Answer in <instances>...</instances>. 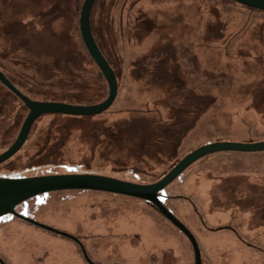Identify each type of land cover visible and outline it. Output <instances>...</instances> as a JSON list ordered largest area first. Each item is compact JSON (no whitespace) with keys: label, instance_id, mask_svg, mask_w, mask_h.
<instances>
[{"label":"rangeland","instance_id":"1","mask_svg":"<svg viewBox=\"0 0 264 264\" xmlns=\"http://www.w3.org/2000/svg\"><path fill=\"white\" fill-rule=\"evenodd\" d=\"M83 2L0 0V69L30 98L80 105L107 98L108 82L80 32ZM91 21L115 66V101L91 118L38 117L0 177L95 173L146 184L203 144L264 140L263 13L231 0H96ZM110 26L119 39L113 48L104 39ZM28 112L0 81V153ZM162 199L194 233L204 264H264V150L205 155ZM16 209L78 236L94 258L194 264L189 239L144 199L60 190ZM0 255L8 264L85 262L73 239L12 214L0 217Z\"/></svg>","mask_w":264,"mask_h":264},{"label":"water","instance_id":"2","mask_svg":"<svg viewBox=\"0 0 264 264\" xmlns=\"http://www.w3.org/2000/svg\"><path fill=\"white\" fill-rule=\"evenodd\" d=\"M95 1L96 0H84L80 12L79 26L86 48L108 82L109 94L107 98L99 103L89 105L71 104L61 101L35 100L23 93L0 69V81L17 95L29 109L16 139L7 149L0 153V164L11 158L23 147L30 135L33 123L38 117L46 113L92 116L104 112L115 101L119 92L117 73L99 47L91 25V12ZM236 1L264 11V0ZM224 150L243 152L263 151L264 140L254 142L215 141L203 144L186 154L162 178L146 184L95 173H62L24 177H0V217L12 214L41 228L65 235L78 242L85 257L90 260L85 246L79 237L30 218L18 212L16 207L36 195L60 190H96L133 196L152 202L168 220L179 228L192 244L195 264H203L201 249L194 233L164 204L159 197V193L197 159ZM0 263L8 264L1 255Z\"/></svg>","mask_w":264,"mask_h":264},{"label":"flooded vegetation","instance_id":"3","mask_svg":"<svg viewBox=\"0 0 264 264\" xmlns=\"http://www.w3.org/2000/svg\"><path fill=\"white\" fill-rule=\"evenodd\" d=\"M35 100H41V101H44L42 99H35ZM45 101H53V100H45ZM11 177V176H9ZM18 177H24V176H18ZM117 178V177H116ZM163 191V190H162ZM162 191H160L159 193V197L161 198V200L163 201L162 199ZM104 192V191H103ZM110 193V192H109ZM141 199V198H140ZM148 203H150L157 211L160 212V210L150 201H147V200H144ZM164 202V201H163ZM165 204V203H164ZM19 212V211H18ZM161 213V212H160ZM162 214V213H161ZM163 215V214H162ZM15 216V215H14ZM164 216V215H163ZM17 217V216H16ZM165 217V216H164ZM166 218V217H165ZM167 219V218H166ZM170 221V220H169ZM171 222V221H170ZM173 224V223H172ZM174 225V224H173ZM175 226V225H174ZM179 229V228H178ZM180 230V229H179ZM181 231V230H180ZM182 232V231H181ZM183 233V232H182ZM184 234V233H183ZM185 235V234H184ZM76 236V235H75ZM186 236V235H185ZM78 237V236H77ZM187 237V236H186ZM188 238V237H187ZM81 241L82 239L79 238ZM75 241V240H74ZM190 241V240H189ZM78 243V242H77ZM83 243V241H82ZM191 243V242H190ZM79 244V243H78ZM84 244V243H83ZM192 245V244H191ZM85 246V245H84ZM193 248V247H192ZM82 249V248H81ZM86 249V247H85ZM87 251V249H86ZM83 252V250H82ZM88 254V252H87ZM84 255V253H83ZM90 260L87 259L84 255V259H85V262L84 264H185L184 263V259L183 258H180V257H173V258H170V257H158V256H155V257H151V256H145V257H140V256H132V257H128L126 258L124 261L122 259H112V258H108V260H104V259H101V258H94L92 256H90L88 254ZM173 259L174 261H171ZM170 260V261H169ZM194 264H195V256H194ZM204 264V263H203Z\"/></svg>","mask_w":264,"mask_h":264},{"label":"trees","instance_id":"4","mask_svg":"<svg viewBox=\"0 0 264 264\" xmlns=\"http://www.w3.org/2000/svg\"><path fill=\"white\" fill-rule=\"evenodd\" d=\"M231 1H234V2H237V3H240V2H238V1H236V0H231ZM240 4H242V5H244V6H247V7H250V6H248V5H245V4H243V3H240ZM252 9H254V10H256V11H258V12H261V13H263L264 14V11H262V10H259V9H257V8H254V7H251ZM91 25H92V29H93V33H94V37H95V39H96V41H97V43H98V45H99V47L101 48V50L103 51V53H104V48H103V45H102V42H101V40L103 39V37L102 38H100V37H98L96 34H95V29L96 30H99V29H97L96 27H94V25H93V22L91 21ZM109 31H110V35H109V37H105L104 39H105V43L108 45V46H110V47H116V46H119V39H117L116 37H115V35H114V33H113V31H114V28H113V26H110V28H109ZM127 39H129V38H127ZM127 39H125V40H127ZM84 42V41H83ZM85 45V44H84ZM87 51H88V49H87ZM88 53H89V51H88ZM105 54V53H104ZM89 55H90V53H89ZM91 56V55H90ZM107 57V56H106ZM91 59L93 60V62L96 64V62L94 61V59L92 58V56H91ZM97 65V64H96ZM112 66H113V68L115 69V66L113 65V64H111ZM97 67H98V65H97ZM98 69H99V71L102 73V71L100 70V68L98 67ZM103 74V73H102ZM104 75V74H103ZM104 78H105V76H104ZM105 80H106V78H105ZM82 117H84V118H91L92 116H82Z\"/></svg>","mask_w":264,"mask_h":264}]
</instances>
